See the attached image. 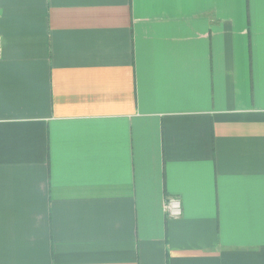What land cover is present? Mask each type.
I'll use <instances>...</instances> for the list:
<instances>
[{
    "label": "crops",
    "instance_id": "1",
    "mask_svg": "<svg viewBox=\"0 0 264 264\" xmlns=\"http://www.w3.org/2000/svg\"><path fill=\"white\" fill-rule=\"evenodd\" d=\"M0 264H264V0H0Z\"/></svg>",
    "mask_w": 264,
    "mask_h": 264
},
{
    "label": "built area",
    "instance_id": "2",
    "mask_svg": "<svg viewBox=\"0 0 264 264\" xmlns=\"http://www.w3.org/2000/svg\"><path fill=\"white\" fill-rule=\"evenodd\" d=\"M163 208L170 217H178L181 214L180 201L176 198H168L164 200Z\"/></svg>",
    "mask_w": 264,
    "mask_h": 264
},
{
    "label": "rangeland",
    "instance_id": "3",
    "mask_svg": "<svg viewBox=\"0 0 264 264\" xmlns=\"http://www.w3.org/2000/svg\"><path fill=\"white\" fill-rule=\"evenodd\" d=\"M177 199V198H176ZM179 200V199H178ZM181 206V205H180Z\"/></svg>",
    "mask_w": 264,
    "mask_h": 264
}]
</instances>
